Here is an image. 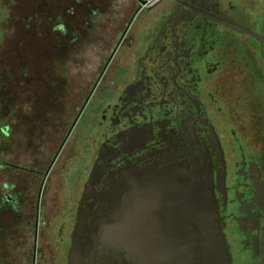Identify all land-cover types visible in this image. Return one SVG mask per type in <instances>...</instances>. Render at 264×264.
<instances>
[{"label":"flooded vegetation","instance_id":"1","mask_svg":"<svg viewBox=\"0 0 264 264\" xmlns=\"http://www.w3.org/2000/svg\"><path fill=\"white\" fill-rule=\"evenodd\" d=\"M127 2L50 160L5 185L20 213L0 216V264H68L74 246L75 264H140L136 237L149 264H184L204 176L230 264H264V0ZM64 192L58 227L41 208Z\"/></svg>","mask_w":264,"mask_h":264},{"label":"rangeland","instance_id":"2","mask_svg":"<svg viewBox=\"0 0 264 264\" xmlns=\"http://www.w3.org/2000/svg\"><path fill=\"white\" fill-rule=\"evenodd\" d=\"M129 6L127 0H0L1 217L20 213L19 206L4 205L5 185L19 195L20 167L41 159L40 170L50 160L82 96L79 87L94 80L114 46L111 23ZM60 198L41 208L44 220L57 216L58 227L72 211L66 192Z\"/></svg>","mask_w":264,"mask_h":264},{"label":"water","instance_id":"3","mask_svg":"<svg viewBox=\"0 0 264 264\" xmlns=\"http://www.w3.org/2000/svg\"><path fill=\"white\" fill-rule=\"evenodd\" d=\"M261 42L264 54V36L261 38ZM191 191L194 192V205L197 209L198 218L197 225H199L201 231L195 238L191 235L190 237L187 235L185 238L184 253L186 260L184 264H230L225 241L218 224L216 207L205 176L202 180V187L194 188ZM145 225L144 221L142 226L145 227ZM126 226L129 230L131 222ZM78 230L80 229L77 227L76 231ZM126 241L138 263L149 264L151 262L147 237H136ZM74 255L75 246L70 251L68 264H75ZM197 255L200 258H197Z\"/></svg>","mask_w":264,"mask_h":264}]
</instances>
